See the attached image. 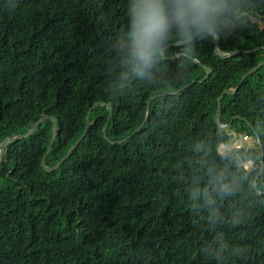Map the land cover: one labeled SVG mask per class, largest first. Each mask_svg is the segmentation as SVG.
Instances as JSON below:
<instances>
[{
    "label": "trees",
    "instance_id": "1",
    "mask_svg": "<svg viewBox=\"0 0 264 264\" xmlns=\"http://www.w3.org/2000/svg\"><path fill=\"white\" fill-rule=\"evenodd\" d=\"M202 2L211 26L190 33L213 29L220 52L240 51L221 58L202 33L165 52L183 56L163 59L161 49L189 37L175 0H164L170 32L141 75L126 64L136 0H0V142L56 116L54 166L84 133L93 104L113 105L107 136L121 141L158 95L148 122L123 144L105 140L109 111L94 109L86 137L57 171L43 167L51 122L5 148L0 264H264L261 147L220 154L234 137L215 123L218 96L264 58L262 48L250 51L264 46V0ZM200 64L212 69L204 82ZM236 115L248 118L264 153V64L223 97L222 123ZM238 122L252 133L242 119L235 132Z\"/></svg>",
    "mask_w": 264,
    "mask_h": 264
},
{
    "label": "water",
    "instance_id": "2",
    "mask_svg": "<svg viewBox=\"0 0 264 264\" xmlns=\"http://www.w3.org/2000/svg\"><path fill=\"white\" fill-rule=\"evenodd\" d=\"M202 33H208V34H211L212 37L214 38V44H215V53L217 56L221 57V58H228V57H231V56H234L235 54H237L240 50L239 49H236L234 51H231L229 53H223V52H220L219 50V34L217 31L213 30V29H205V30H200V31H197V32H194L193 34L189 35L188 38L184 39V40H181L180 42H176V43H173V44H170L168 45L167 47L163 48L160 50V53H161V56L163 59L167 60V59H171V60H176L178 58H180L181 56H183V54H175L171 57H167L166 56V51L171 49V48H176V47H180V46H184V45H187V44H190L191 42H193L195 39H197L198 35L202 34ZM263 49V52H264V46H261V47H256L250 51H259L260 49ZM248 52V51H245V53ZM193 62L195 63H199L197 62V60H195L194 58H190ZM264 64V58L262 59V61H260L259 63H257L255 66H253L252 68H250L247 72H245L241 78H240V81L239 83L233 87L232 85H230L226 90H224L217 98V111H216V116H215V123L217 124V127H218V133L221 135L223 133H229L231 132L232 130V127H233V121H235V119H242V121L246 122L248 124V126L251 128L252 131H254L255 129L253 127L250 126V124L247 122V119L246 118H242L241 116L239 115H236L234 117H232L230 119V122L229 123H222L221 121V114H222V99L223 97L228 94V95H232L234 94L237 90L240 89L241 87V84L242 82L247 78L249 77V75L251 73H253L254 71H256L259 67H261L262 65ZM205 70H206V74L205 76L199 80V82H204L208 79V77L210 76L211 72H212V69L207 67L206 65H203V64H200ZM195 82V80H192L190 82H188L187 84H185L183 87L177 89V90H174V91H171L170 93L171 94H176L178 93L179 91H181L182 89H185L187 88L188 86H190L191 84H193ZM158 95L156 96H153L151 97L150 100L147 101V111H146V116L144 118V121L143 123L139 126V128L137 130H135L129 137L121 140V141H113V140H110L107 136V127L109 125V122L111 121V119H113V116H114V107L113 105H110L108 103H105V102H98V103H95L93 106L90 107L89 111H88V114L86 116V122H85V130H84V133L82 134V136L71 146V148L69 149V153L61 160L59 161L56 165H49L48 164V157L50 154H52V152L54 151L55 149V146H56V142L59 138V122H58V118L56 116H49L47 115L46 113L42 115V117H40L38 119L37 122H35L30 128L29 130H27L25 133L21 134V135H13L11 137H7L5 138L3 141L0 142V166L3 162V158H4V155H5V148L17 141H20V140H23L27 137H30L31 135H33L36 130L40 127L41 124L45 123V122H51L53 123V135H52V140H51V144L49 146V149H48V152H46L44 158H43V167L46 171L48 172H52V171H57L59 170L63 164H65L69 159L70 157L73 155V153L75 152L76 148L79 146V144L81 143V141L86 137L88 131L90 130L91 126H92V123H91V114H92V111L98 107H106L109 111V115H108V119H107V123L105 124V127L103 129V137L105 138V140H107L110 144H123L125 143L126 141H128L129 139H131V137L138 133L140 130H142V128L144 127V125L148 122V119L150 117V111H151V100L156 98ZM254 135L256 137V141L257 143L259 144V146L261 147V151H260V154H261V172L264 170V153H263V145H261V142H260V138H259V135L258 133L254 132ZM231 151L228 152V155L230 154ZM248 167L246 166V169ZM261 178V174H259L256 178V181H255V187L256 189H258V181L259 179ZM259 192L261 194H264V190H259Z\"/></svg>",
    "mask_w": 264,
    "mask_h": 264
},
{
    "label": "clouds",
    "instance_id": "3",
    "mask_svg": "<svg viewBox=\"0 0 264 264\" xmlns=\"http://www.w3.org/2000/svg\"><path fill=\"white\" fill-rule=\"evenodd\" d=\"M175 2L178 5L176 21L182 35H190L189 30L194 26L198 29L211 26L209 9L202 0H175ZM131 12L133 14L132 28L127 33L131 43L127 45L126 64L133 72L139 71L143 75V70L151 66L163 41L167 38L171 22L168 19L164 0H136ZM236 133L229 132L233 137ZM233 142L234 139L231 143ZM224 190H227L226 187Z\"/></svg>",
    "mask_w": 264,
    "mask_h": 264
},
{
    "label": "rangeland",
    "instance_id": "4",
    "mask_svg": "<svg viewBox=\"0 0 264 264\" xmlns=\"http://www.w3.org/2000/svg\"><path fill=\"white\" fill-rule=\"evenodd\" d=\"M253 20L255 22H257L258 24H260L259 20H255V19H253ZM224 25L226 26V28L230 32H232L234 30V25H231L230 23H225ZM235 127H236V130L239 131V134L236 133L237 139H240L241 137L245 136V135L241 134V132L243 131L242 130V123L238 122ZM233 130H235V129L233 128ZM255 146H256L255 144L246 146V144H244V143L241 145V147H243V148H245V147L250 148V147H255ZM229 151H231V152L237 151L235 146L232 143L231 144L227 143V144H223L220 146V149H219L220 154L227 155ZM231 152H230V154H231ZM245 166L248 167L247 170L250 172H252L253 170H255L258 167L255 161L247 162L245 164Z\"/></svg>",
    "mask_w": 264,
    "mask_h": 264
},
{
    "label": "flooded vegetation",
    "instance_id": "5",
    "mask_svg": "<svg viewBox=\"0 0 264 264\" xmlns=\"http://www.w3.org/2000/svg\"><path fill=\"white\" fill-rule=\"evenodd\" d=\"M235 87V86H234ZM242 118H246V117H242ZM247 119V122L249 123V124H251L249 121H248V118H246ZM234 130H232L231 132H233ZM230 132V133H231ZM254 132H256L255 130L254 131H252V133H247V131H243L241 134H243V135H246L247 136V139H246V141L244 142V144H246V146H248V145H254L255 144V141H256V137H255V135H254ZM257 133V132H256ZM238 134H239V132H238ZM259 135V134H258ZM222 144H226V143H221V145ZM231 144V143H230ZM233 145H234V142L232 143ZM241 145L242 144H240V143H237V142H235V148H236V153H238V151H243V150H245V151H247V150H249V148L248 147H245V148H243V147H241ZM228 155V154H227ZM228 156H231V154H229ZM252 161H255V160H248L247 162H252ZM256 162V161H255Z\"/></svg>",
    "mask_w": 264,
    "mask_h": 264
},
{
    "label": "built area",
    "instance_id": "6",
    "mask_svg": "<svg viewBox=\"0 0 264 264\" xmlns=\"http://www.w3.org/2000/svg\"><path fill=\"white\" fill-rule=\"evenodd\" d=\"M246 139H247V136H244V138L241 137L240 139H237L236 134H234V146H235V142L243 144L246 141Z\"/></svg>",
    "mask_w": 264,
    "mask_h": 264
}]
</instances>
